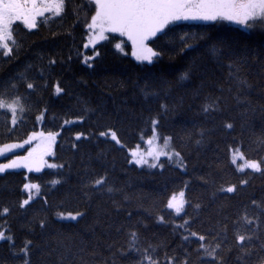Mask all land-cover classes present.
Here are the masks:
<instances>
[{
  "label": "trees",
  "instance_id": "trees-1",
  "mask_svg": "<svg viewBox=\"0 0 264 264\" xmlns=\"http://www.w3.org/2000/svg\"><path fill=\"white\" fill-rule=\"evenodd\" d=\"M86 2L67 0L62 18L41 23L36 29L28 30L17 22L19 56L16 59L0 56V82L8 81L28 64L46 65L50 56L63 61L56 65L50 85L59 80L66 89V95L61 97L52 94L51 86L48 91L33 95L30 101L32 110L16 126L11 125V113L0 110V145L21 142L32 131H60L61 118L75 119L81 114L85 116L84 125L73 126L72 131L65 130L57 138L54 161L65 164L62 170L65 183L54 189L48 187L50 180L61 178L54 175V169L43 168L41 172H28L25 168L9 170L0 174V208L8 206L12 209L6 219L18 243L25 237L40 240L38 235H30L25 227L35 215H47L55 229L78 239L85 234L86 225L96 219L98 210L102 222L107 221L109 215L116 223L124 220L125 213H117L108 196L98 194L85 203L79 191L86 170L97 173L107 171L109 179L117 187H123L132 197L125 207L133 212L134 218L142 217L149 224L145 234L158 233L175 246L179 237L173 239L171 228L153 222L158 209H154L151 216L144 209L151 208L155 201L162 202L172 192L181 190L182 180H191V190H186V196L199 198L208 204L211 189L197 177L207 176L211 172L219 182L222 176L235 181L242 175L230 164L229 147L238 146L232 143L233 140L241 142V150L246 157L260 159L264 156V152L252 142L264 134V25L257 22L249 29L225 21H178L165 29L166 35L158 34L151 46L161 55L152 64H147L137 61L129 52L115 49V44L120 40L117 34L109 35V39L97 44L95 50L83 47L88 34L85 21L94 14L90 2H87V7H83ZM216 50L227 55L218 57ZM94 51H99L100 56L92 61V67H88L83 63V58L93 56ZM231 62L242 66L240 75L252 85L248 99L253 110L248 113L247 125L243 129L239 116L243 109L238 108L233 99L235 86H232V92L227 91L230 86L228 69L222 66ZM193 68L196 71L191 81H182L181 76ZM35 74V70L30 73L33 76ZM220 86L225 89L224 116H205L200 110L204 96L208 93L221 95L218 90ZM146 89L158 93V96L149 95L146 98ZM197 89H200L199 97L195 95ZM20 93L27 96L23 87ZM162 103L169 106L167 113H160L159 106ZM45 106L51 115H47L45 122L40 123L35 117ZM86 107L94 111L85 112ZM157 113H160L161 120L158 131L163 136H173L176 149L185 156V162L189 165L187 174L173 164H165L164 170L160 171L128 163V149L135 147L141 135L151 134L147 121ZM52 115L57 117L55 122H52ZM225 117L229 122L235 119L236 130L232 136L220 130ZM107 127L117 131L126 145L125 149H120L114 142H105L104 138L90 137L88 141L79 142L73 139L75 131H83L86 135L98 134ZM200 128H214L215 131L211 134L209 144L197 149L194 142L187 141L186 133L191 132L194 141L198 138L196 133ZM74 142L78 145L77 149L71 146ZM221 161V168L217 169L215 164ZM28 180L41 185L42 194L48 197V206L36 200L26 210L19 208V202L27 197L23 184L28 183ZM253 193L257 197L264 194V178L258 174L252 180V187L231 203L236 204ZM116 199H122V196L118 194ZM61 201L65 202V207L60 210L74 211L78 208L87 212L86 219L79 224L57 221L55 211ZM159 207H163L162 203ZM209 214L214 218L212 206L203 209V216ZM180 222L181 218L176 217V223ZM0 225L7 227L4 218H0ZM35 231L39 233L38 228ZM97 231L102 232V229L98 227ZM37 257L38 254H34L33 260L37 261ZM0 259L15 264L6 246L0 247ZM54 261L55 256L48 264H54Z\"/></svg>",
  "mask_w": 264,
  "mask_h": 264
},
{
  "label": "snow or ice",
  "instance_id": "snow-or-ice-1",
  "mask_svg": "<svg viewBox=\"0 0 264 264\" xmlns=\"http://www.w3.org/2000/svg\"><path fill=\"white\" fill-rule=\"evenodd\" d=\"M87 2L93 5L91 10L94 14L85 21L88 42L83 47L95 50L98 43L109 39L108 34H119L130 42L131 55L137 61L147 64H152L161 55L151 46L158 38V34L166 35L165 29L177 21H229L249 29L257 22L264 24V0H87ZM87 2L83 7H87ZM66 6L67 0H0V56L8 59L18 58L20 44L16 37L17 22L28 30L36 29L41 23L46 24L57 17L62 18ZM123 43H116L115 49L124 52ZM216 51L218 57L227 55L223 51ZM99 56L100 52L94 51L93 56L83 58V63L92 67L91 62ZM58 63L63 61L50 56L46 65L28 64L23 71L8 81L0 82V110L11 113L12 126H16L23 120L24 115L32 110L33 105L30 101L33 95L48 91L50 86L54 96L66 95V89L59 80L50 85ZM222 66L228 69L230 86L227 91L232 92V86H235L233 99L236 106L243 109L239 112L243 129L247 125L248 113L253 110L248 99L252 85L240 75L243 71L240 64L231 62ZM34 70L36 74L30 75ZM195 71L193 68L185 72L181 80L190 82ZM21 87L25 89L27 96L20 93ZM200 88H203V84ZM218 90L221 95L208 93L204 96L200 110L205 116H224L225 89L220 86ZM149 95L158 96V93L146 89L145 97ZM195 95L200 96V89L195 91ZM159 108L160 113L169 111V106L164 103L160 104ZM84 111L94 110L86 107ZM160 113L148 118L151 136L146 141L143 135L140 137L146 145V150H142L139 144L128 149L130 157L128 163L160 171L164 170L165 164H173L182 173L187 174L189 165L185 162V156L176 149L173 136H162L158 131L161 124ZM47 115L51 113L45 106L39 110V115L35 119L44 123ZM56 120L57 117L52 115V122ZM84 123L83 114L75 119L61 118L60 131H32L23 143L0 145V157H5L6 153L13 152L14 149L36 142V146L29 150L27 155L16 154L6 163H0V174L19 168H25L28 172H41L46 167L56 170L54 175L61 177L50 180L48 187L54 189L62 185L65 183L62 179L65 164L48 163L46 157L56 155L57 138L62 132L72 131L73 126ZM220 130L225 135L232 136L236 130L235 119L229 122L225 117L220 124ZM214 131V128H200L196 133L198 138L193 141V134L189 132L186 133V139L194 142L197 149H201L209 144ZM90 137L104 138L105 142H114L120 149L126 148L117 131L111 127L99 131L98 134L86 135L83 131H75L73 139L76 142L88 141ZM252 142L264 152V134ZM232 143L238 146L229 147L230 164L242 175L235 181L222 176L219 182L211 172L207 176L197 177L211 189L208 204L199 198L186 196V190H191V180H182L181 190L172 192L162 202L155 201L151 208L144 209L150 216L153 215L154 209H158L153 216V222L171 228L170 235L173 239L179 237L175 246L167 237H160L158 233L145 234L149 224L142 217L134 218L133 212L125 207L132 197L123 187H117L109 179L107 171L97 173L94 170H86L79 188L84 202H90L98 194L106 195L117 213L121 211L125 213L124 220L116 223L109 215V219L102 222L101 212L98 210L96 219L86 225L85 234L77 239L55 229L47 215H35L25 227L30 235H38L40 240L25 237L18 243L15 232L6 219L12 209L3 206L0 208V218H4L7 227L0 225V247H7L15 259V264H48L53 256L54 264H264V194L257 197L253 193L246 199H240L236 204L231 203L252 187V180L257 174L264 178V156L260 159L248 158L241 150L243 145L239 140H233ZM71 146L73 149L78 148L75 142ZM221 164L222 161L217 162L215 167L220 169ZM23 190L27 198L19 202L20 209L26 210L36 200L48 206V197L42 194L40 184L24 183ZM118 194L122 199H116ZM77 202L79 203V199ZM161 203L163 207H159ZM140 206H143L142 202ZM209 206H212L214 218L211 214L203 216V209ZM56 207L57 221L79 224L86 219L87 212L78 208L74 211L60 210L65 207L64 201ZM176 217L181 218L180 223H176ZM98 227L102 232L97 231ZM36 228L39 229V233H36ZM34 254H38L37 261L33 260ZM0 264L8 262L0 259Z\"/></svg>",
  "mask_w": 264,
  "mask_h": 264
},
{
  "label": "rangeland",
  "instance_id": "rangeland-1",
  "mask_svg": "<svg viewBox=\"0 0 264 264\" xmlns=\"http://www.w3.org/2000/svg\"><path fill=\"white\" fill-rule=\"evenodd\" d=\"M178 22V21H177ZM225 22H228V23H232V24H237V23H235V22H229V21H225ZM250 23H252L251 21H250ZM237 25H240V24H237ZM264 25V24H263ZM108 35H111V34H108ZM118 36H119V34H117ZM119 38H120V40H119V42L118 43H121V42H124L123 43V47H124V52H129V54L131 55V44H130V42L129 41H127V38L126 37H121V36H119ZM88 42V34H87V39H86V42L85 43H87ZM102 42V41H101ZM99 44V43H98ZM91 48V47H90ZM132 56V55H131ZM133 57V56H132ZM133 58H135V57H133ZM92 63V62H91ZM38 131H40V130H38ZM151 136V134L149 135V136H143L144 137V140L146 141L149 137ZM163 136V135H162ZM24 141V140H23ZM23 141H21V142H16V143H23ZM162 142V141H161ZM137 144H139V146H140V148L142 149V150H146V145H145V143L140 139V141L137 143ZM136 144V145H137ZM135 145V146H136ZM36 146V142L35 141H33V143L32 144H25L24 145V147L23 148H20V149H14L13 150V152H10V153H6V155H5V157H0V163H6L7 162V160L9 159V158H14V156L16 155V154H19V155H27V152L29 151V150H31L32 148H34ZM134 148V147H133ZM129 149H131V148H129ZM46 159H47V161H48V163H56L55 161H54V157L53 156H49V157H46ZM163 159H165V158H162V160ZM46 168V167H45ZM16 170V169H15ZM27 170V169H26ZM28 171V170H27ZM28 182H31L30 180H28ZM31 183H34V182H31ZM27 198V197H26Z\"/></svg>",
  "mask_w": 264,
  "mask_h": 264
},
{
  "label": "water",
  "instance_id": "water-1",
  "mask_svg": "<svg viewBox=\"0 0 264 264\" xmlns=\"http://www.w3.org/2000/svg\"><path fill=\"white\" fill-rule=\"evenodd\" d=\"M242 27H244V25H242Z\"/></svg>",
  "mask_w": 264,
  "mask_h": 264
}]
</instances>
